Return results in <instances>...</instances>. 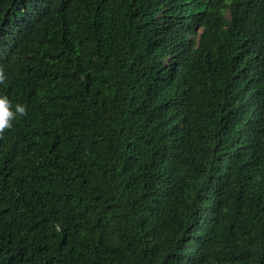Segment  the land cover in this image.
<instances>
[{
	"label": "trees",
	"instance_id": "obj_1",
	"mask_svg": "<svg viewBox=\"0 0 264 264\" xmlns=\"http://www.w3.org/2000/svg\"><path fill=\"white\" fill-rule=\"evenodd\" d=\"M0 264H264V0H0Z\"/></svg>",
	"mask_w": 264,
	"mask_h": 264
},
{
	"label": "clouds",
	"instance_id": "obj_2",
	"mask_svg": "<svg viewBox=\"0 0 264 264\" xmlns=\"http://www.w3.org/2000/svg\"><path fill=\"white\" fill-rule=\"evenodd\" d=\"M25 108L17 104L14 110L11 109L10 103L6 97H0V131L11 126V121L17 114L24 115Z\"/></svg>",
	"mask_w": 264,
	"mask_h": 264
}]
</instances>
